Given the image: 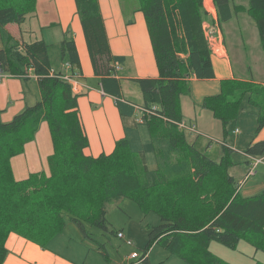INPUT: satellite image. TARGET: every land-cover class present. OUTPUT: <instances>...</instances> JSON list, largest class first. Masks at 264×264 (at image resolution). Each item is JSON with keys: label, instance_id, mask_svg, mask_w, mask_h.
Instances as JSON below:
<instances>
[{"label": "trees", "instance_id": "16d2710c", "mask_svg": "<svg viewBox=\"0 0 264 264\" xmlns=\"http://www.w3.org/2000/svg\"><path fill=\"white\" fill-rule=\"evenodd\" d=\"M230 1L212 0L216 20L221 24L246 12L264 56V0H247V7ZM74 4L93 73L100 77L103 91L116 98L124 137L108 155H85L89 142L79 114V95L60 79L62 72L50 73L49 45L42 39L18 42L4 29L10 23L21 25L34 14L36 0H0L4 44L0 73L28 81L25 74L31 69L39 93L37 101L10 122L0 121V264L8 254L5 243L10 234L46 248L62 230L65 216L81 229L87 222L106 231V206L124 198L134 201L143 215L159 216V224L149 229L143 257L153 245H160L188 264H226L208 251L209 243L234 249L240 240L264 251V196L240 197L229 173L233 163L226 143L219 160H211L188 141V129L177 126L183 122L193 127L183 121L180 109L181 97L190 92V77L214 78L203 29L204 23L210 24L204 0H138L136 11L145 21L158 77L133 80L143 102L138 122L131 123L125 119L134 116L133 107L120 101L115 78L114 65L124 58L110 51L98 0H74ZM60 60L69 64L71 75L79 74L71 37L60 42ZM262 87L252 79L222 80L220 92L206 97L201 106L225 128L237 118L247 97L259 111L257 133L264 127V112L254 95L262 94L257 91ZM40 122H46L52 142L49 176L37 172L15 180L10 160L23 153ZM243 153L263 156L264 141L249 144Z\"/></svg>", "mask_w": 264, "mask_h": 264}, {"label": "crops", "instance_id": "0c3cea01", "mask_svg": "<svg viewBox=\"0 0 264 264\" xmlns=\"http://www.w3.org/2000/svg\"><path fill=\"white\" fill-rule=\"evenodd\" d=\"M98 3L104 21L110 51L112 55L124 58V62L119 64L118 69L115 68V65L114 68L115 78L119 81L120 85V101L127 103L128 107H133L134 116L132 118H126L125 121L127 123H131L133 120L138 122L139 108L143 100L140 104H137L123 96L120 81L126 76L120 74V71L125 68L126 63L129 61L128 58H131V68L127 67V69L133 70L136 72V75L129 76L128 79L135 80L158 77V69L154 61L143 15L141 12L135 10L132 18H125V8H122V2L120 0H98ZM26 20H29V22L25 30L21 25L15 23L7 24L4 29L18 42L24 41L30 43L42 39L48 45L49 43L56 42L60 46V42L64 36L72 38L80 61L79 77L76 78L78 87L75 94L79 95V114L89 142V146L84 150V153L92 157H97L100 154H110L114 149L115 142L124 137L123 122L116 108V98L103 91L100 77L95 76L93 73L74 0H36L35 13L27 16ZM128 21L131 22L128 23ZM218 42L220 44L218 43L217 46L222 50L215 53L216 51L211 49L214 78L198 80L194 76L190 77V92L181 97L180 109L183 121L189 125L192 124L191 126L194 127L196 133L199 132V125L196 119L194 123L191 120L192 118H185L186 114H184L183 109L187 104V100L191 102V105L203 110L204 108L201 106L203 100L206 97L215 96L220 92V82L222 80L252 79L256 84L264 86L263 72L259 79L254 78V67L263 71L258 54V64L255 65L254 60L256 57H254L253 61L250 60V71L248 70L247 74H244L243 70L246 66L241 63L242 69L239 68L236 71L228 50L222 44L221 40H218ZM3 46L4 44L0 35V49ZM237 49L239 48L237 47ZM239 59V62H243L241 57ZM59 62L60 65L56 66V68L52 67L50 62L51 70L70 74V67L64 68L63 62L61 60ZM248 74L250 76H247ZM38 95V86L34 78L23 81L20 78L3 74L0 78V121L3 123L10 122L26 106L33 105L37 101ZM130 112L131 110L129 108L128 114ZM188 141L191 142L190 140ZM259 141H264V127L255 133V136L249 144ZM52 152V142L48 126L46 122H40L32 141L24 146L23 153L12 157L10 160L14 179L23 180L31 173L47 172V159ZM10 237L36 246V250L40 254H43L42 257L45 261L46 258H51L52 261L50 264H78L49 248H41L33 242L18 237L15 234H10L5 243L8 254L3 264H7L8 262L9 264H39L38 262L26 260L22 254L10 249L7 246ZM36 257L39 258L40 256Z\"/></svg>", "mask_w": 264, "mask_h": 264}, {"label": "rangeland", "instance_id": "374dc122", "mask_svg": "<svg viewBox=\"0 0 264 264\" xmlns=\"http://www.w3.org/2000/svg\"><path fill=\"white\" fill-rule=\"evenodd\" d=\"M120 1L122 2V8H125V18H132L135 10L139 7L138 0ZM206 2L208 5L205 4L204 0L205 6L212 9L211 0H206ZM230 3L247 7V0H231ZM139 14L141 15V13ZM209 17L210 24L217 31V36L220 33L218 39L228 50L235 70L242 69L241 66L244 64L246 67L243 73L247 74L248 70L250 71L249 68L254 57H256L254 60L255 65L258 64V54L263 71L254 67V78L259 79L262 72L264 75V56L259 45L257 29L247 13L242 11L234 14L231 20L221 24L218 20H214L215 17ZM28 22L29 20H26L21 23L24 30ZM216 43L218 45L219 42ZM216 47L215 53L222 50L219 46ZM48 56L52 67L56 68L60 65V46L58 43H49ZM239 57L243 59V62H239ZM128 59L126 66L124 64L125 68L120 71V74L126 76L120 81L123 96L140 104L142 102L141 93L134 81L128 79L129 76L136 75V72L127 69V67L131 68L132 61L131 58ZM257 91L262 93L264 89L262 87ZM35 96L37 97V95ZM254 101L264 112V92L258 97L254 95ZM183 110L186 119L192 118V122L196 119L199 125L198 133L189 132L188 130L185 132L188 140L194 144L195 148L215 161H218L221 156L223 143H226L227 147L231 149L230 159L233 165L229 173L235 178L236 185L239 186L240 197L247 198L259 194L264 196V164H259L255 168V174L245 178L251 164H247V159L243 153L255 136L258 108L250 104L247 97H243L237 118L225 128L219 120L213 117L210 111L191 105L189 100H187ZM235 129L239 132L234 133ZM45 173L49 176L48 170ZM105 219L107 222L106 231L87 222L82 223L83 229H81L68 216H65L62 230L55 235L53 234L54 236L50 237L51 239L45 247L78 264H188L181 258L170 255L160 245H153L149 249L145 262L138 259L127 260L132 252L138 253L139 257L143 255L148 243L149 229L160 222L159 216L155 213L150 212L143 215L134 201L124 198L109 203L106 206ZM112 231H120L124 238H118ZM125 241H131L133 245L128 246ZM7 246L22 254L28 261L38 262L39 264H45V262L50 264L52 261L51 258H46L45 261L42 257L43 254L36 250V246L27 244L17 238L10 237ZM208 251L226 264H256L257 262L264 264V251L256 250L254 246L244 240H240L234 249H228L217 242H210ZM36 256L40 257L37 258Z\"/></svg>", "mask_w": 264, "mask_h": 264}, {"label": "built area", "instance_id": "2783aa9c", "mask_svg": "<svg viewBox=\"0 0 264 264\" xmlns=\"http://www.w3.org/2000/svg\"><path fill=\"white\" fill-rule=\"evenodd\" d=\"M205 6V4H204ZM211 6H212V9L210 8H207L205 6V9L206 11L208 12L209 16H213L215 17L214 20H216V16H215V8H214V5L211 1ZM203 29H204V34H205V37L208 41V44H209V47L210 49H212L213 51H216L217 50V41L219 40L218 39V36H217V31L214 29V27L211 25V24H207V23H204L203 24ZM118 64H115V68L118 69ZM63 67L64 68H69V64L68 63H63ZM51 74H56L57 72H54V71H50ZM3 76V74L0 73V78ZM25 77H29V78H34L35 80L37 79L36 75L33 74L32 70L31 69H28L26 71V74H25ZM60 79L64 80L65 82H67L68 84L71 85L72 87V90L73 92L75 93L77 87H78V83L76 81V78H78L79 76L77 74H66L64 72H62V75L59 76ZM177 126L179 128H187L189 131L191 132H195V129L194 127H190V126H187L186 124H184L183 122H179L177 124ZM234 133H238V130L235 129L234 130ZM247 162L250 165V168L246 174V177H249L251 175H254L255 174V168L259 165V164H264V156H257V157H252V156H247ZM116 236L120 239H123V234L118 231L116 233ZM125 244L128 245V246H132L133 243L131 241H125ZM147 257V255L145 257H143L142 255L139 257L138 253L136 252H132L129 257L127 258V260H134V259H138L139 261H142L143 259H145ZM129 264H132V263H129Z\"/></svg>", "mask_w": 264, "mask_h": 264}]
</instances>
